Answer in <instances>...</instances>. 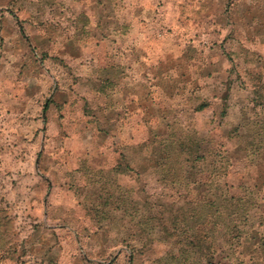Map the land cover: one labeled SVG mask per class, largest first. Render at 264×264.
Masks as SVG:
<instances>
[{"label": "rangeland", "instance_id": "obj_1", "mask_svg": "<svg viewBox=\"0 0 264 264\" xmlns=\"http://www.w3.org/2000/svg\"><path fill=\"white\" fill-rule=\"evenodd\" d=\"M0 264H264V0H0Z\"/></svg>", "mask_w": 264, "mask_h": 264}, {"label": "crops", "instance_id": "obj_2", "mask_svg": "<svg viewBox=\"0 0 264 264\" xmlns=\"http://www.w3.org/2000/svg\"><path fill=\"white\" fill-rule=\"evenodd\" d=\"M115 17V16H114ZM101 32V31H100ZM114 32H115V30H114Z\"/></svg>", "mask_w": 264, "mask_h": 264}]
</instances>
